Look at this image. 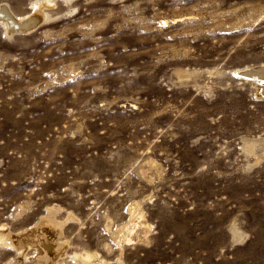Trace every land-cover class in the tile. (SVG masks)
Wrapping results in <instances>:
<instances>
[{
	"label": "rangeland",
	"instance_id": "rangeland-1",
	"mask_svg": "<svg viewBox=\"0 0 264 264\" xmlns=\"http://www.w3.org/2000/svg\"><path fill=\"white\" fill-rule=\"evenodd\" d=\"M39 1L0 0V264H264V0Z\"/></svg>",
	"mask_w": 264,
	"mask_h": 264
},
{
	"label": "bare ground",
	"instance_id": "bare-ground-1",
	"mask_svg": "<svg viewBox=\"0 0 264 264\" xmlns=\"http://www.w3.org/2000/svg\"><path fill=\"white\" fill-rule=\"evenodd\" d=\"M49 1L50 0H41V1H39L38 2V4H48L49 3ZM37 9V8H36ZM35 9V10H36ZM43 10V9H42ZM1 12H3L4 13V15H9V13H8V11L3 7L1 10H0ZM43 13V12H42ZM11 14V13H10ZM36 14V15H35ZM45 14V13H44ZM34 15L35 16H33V17H30V18H27V20L26 21H24V22H22L21 23V25H23L22 27H21V25L19 24L18 26H17V22H16V26H12V31H14L15 29H18V30H21V31H25V30H28V28H31V27H33L35 24H37L38 23V21L39 20H42V14H41V11L38 9V11H36L35 13H34ZM1 16V15H0ZM30 16V15H29ZM2 17H0V20H2L1 19ZM9 18L12 20L14 17L13 16H10L9 15ZM19 19V18H18ZM6 19H4L3 21H5ZM7 22V21H6ZM7 24V23H6ZM14 24V23H13ZM39 24V23H38ZM10 25V24H9ZM10 32V31H9ZM13 34V33H12ZM247 69V68H246ZM242 70H244V69H242ZM246 73H248V74H251V75H253L254 77H256V78H258L259 80H260V85L262 86L261 88H263V91H264V66H260V67H257V68H255V69H253V70H250V71H248V72H246ZM239 74H241V73H239ZM246 76V75H245ZM258 81V80H257ZM262 90V89H261ZM260 93H261V91H260ZM263 96V95H262ZM248 144V143H247ZM50 218H51V216H50ZM52 219V218H51ZM56 222V221H55ZM54 221H52V220H50L49 218H44L43 219V221H42V224L44 225V226H47V228H54V230L55 231H58V229L56 228V227H59L58 225H59V223H55ZM231 227V226H230ZM2 230V229H1ZM4 230H5V228H4ZM33 232H35V234H34V237H39L40 235H43L44 233H42V231H41V227H39V226H35V229H32L31 231H30V234H33ZM242 234V233H241ZM3 235V234H2ZM6 235V234H5ZM5 235H3V237L5 236ZM238 236L240 235V234H237ZM2 237V236H1ZM8 236L6 235V239H8L7 238ZM237 237V236H236ZM235 237V238H236ZM234 238V240H236ZM39 239V238H38ZM240 239L242 240V236L240 235ZM8 241V240H7ZM12 241H14V240H12ZM240 241V240H239ZM241 243H242V241H241ZM20 246V245H19ZM19 246H17L18 247V250L20 249L19 248ZM40 246H42V245H40ZM57 248H59V245H57L56 246ZM53 248V247H52ZM23 250V249H22ZM50 250V248L49 247H43L42 249H40V250H38V253H37V257H36V259H35V264H44L45 263V261H46V258L47 257H49V255L51 254V252L49 251ZM60 251V249H58L57 250V252H59ZM88 256V255H87ZM86 256V257H87ZM75 257V256H74ZM76 258V257H75ZM14 264H22V261H20V260H16V261H14L13 262ZM28 264V263H27ZM32 264V263H31Z\"/></svg>",
	"mask_w": 264,
	"mask_h": 264
}]
</instances>
